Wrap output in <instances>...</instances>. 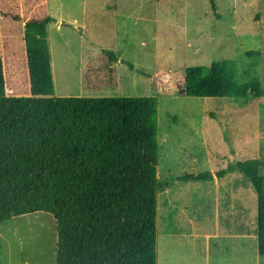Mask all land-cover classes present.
<instances>
[{
  "label": "rangeland",
  "instance_id": "rangeland-1",
  "mask_svg": "<svg viewBox=\"0 0 264 264\" xmlns=\"http://www.w3.org/2000/svg\"><path fill=\"white\" fill-rule=\"evenodd\" d=\"M214 1L215 11L209 0H46L55 19L48 25L54 96L156 97L160 181L216 173L236 157H264V95L178 94L186 68L222 60L234 61L240 84L256 81L264 91V0ZM42 11L36 0L22 13ZM193 154L201 155L203 167ZM217 179L219 189L211 181H169L159 192L157 264H264L250 182L239 173ZM236 220L247 236L237 250L217 225L226 230ZM56 232L44 213L1 224L0 264H57Z\"/></svg>",
  "mask_w": 264,
  "mask_h": 264
},
{
  "label": "trees",
  "instance_id": "trees-1",
  "mask_svg": "<svg viewBox=\"0 0 264 264\" xmlns=\"http://www.w3.org/2000/svg\"><path fill=\"white\" fill-rule=\"evenodd\" d=\"M41 1L43 14L26 17L24 7L36 0H0V225L52 216L57 264H157L159 192L169 181L239 173L257 195L264 257V157L160 181L157 98L54 96L47 28L55 19ZM103 53L117 62L112 51ZM177 90L198 98L264 95L258 82L237 81L231 60L186 68Z\"/></svg>",
  "mask_w": 264,
  "mask_h": 264
},
{
  "label": "crops",
  "instance_id": "crops-1",
  "mask_svg": "<svg viewBox=\"0 0 264 264\" xmlns=\"http://www.w3.org/2000/svg\"><path fill=\"white\" fill-rule=\"evenodd\" d=\"M59 26L57 25V28ZM47 31H49V26L47 28ZM192 160L193 161H197V164L201 167H203V165H200L201 164V155H197V154H193L192 155ZM211 172V171H210ZM215 173H213L214 175ZM211 182H214V186L216 189H219V181L217 179V177L214 178L213 181ZM231 194H233V192H231ZM237 194V193H236ZM218 220V219H217ZM230 227L231 228H227L226 230H222L224 232L221 231V228L219 227L220 224H219V221H217V225H218V230L221 232V234H224V238H228L230 237L231 239V245H234L235 249L237 250L238 247H239V239L242 241V239H246L247 236H245V234H242L239 232V227H238V223H237V220L235 221V223H233L231 221L230 223ZM220 228V229H219ZM227 234V235H226ZM218 235V234H217ZM206 237H209V236H206ZM221 237V236H220ZM208 239V238H207ZM215 239V238H214ZM214 248L211 247V244L207 247V251L211 252L213 251Z\"/></svg>",
  "mask_w": 264,
  "mask_h": 264
}]
</instances>
